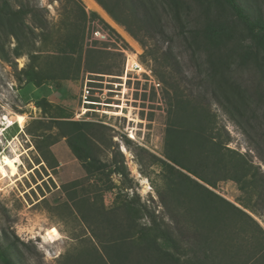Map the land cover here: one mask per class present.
<instances>
[{"label":"rangeland","instance_id":"1","mask_svg":"<svg viewBox=\"0 0 264 264\" xmlns=\"http://www.w3.org/2000/svg\"><path fill=\"white\" fill-rule=\"evenodd\" d=\"M7 1L12 8L25 6L34 13L27 15L24 21L29 43H34L31 50L38 54L37 67L41 71L39 86L26 83L24 78L18 79L20 69L28 63V56L15 57L12 49L16 40L11 36L4 38L3 50L8 61L0 56V242L15 246L12 255L17 264H88V253L101 254L99 243L90 235L73 202L67 200L63 191V185L84 179L86 172L65 138L50 145L48 139L56 134L57 128L50 127L47 121L53 118L96 122L94 129L105 137L103 144L97 143V156L101 161L123 164L128 172V178L114 172L94 174V178L80 182L78 190H87L94 198V193L104 190L105 185L110 186L111 189L102 194L105 208L130 199L132 207L145 204L170 222L174 236L183 240L182 246L193 248L192 231L186 224L174 221L176 214L172 216L173 220L169 215L165 216L168 212L159 201L156 188L165 186L161 169L168 168L152 163L154 159L149 156L161 157L169 107L167 94L171 92V86L208 105L215 115L216 127L221 129L222 138L228 139L226 146L244 155L258 168L254 178L259 180L257 185L246 184L241 188L234 181L224 180L208 189L244 210L264 231L262 105L248 106V121L227 114L214 97L212 91L217 90L199 67L201 56L194 54L182 38L183 29L179 23L163 14L159 6L161 21L131 25L136 33L134 38L95 0ZM237 2L251 17L260 14L264 18V0ZM79 4L86 12L84 20L79 17ZM91 11L96 15H91ZM92 21L109 33L110 42L96 43L93 48L87 46ZM34 22L45 23L46 31L41 33ZM82 26L81 53L56 55V47L68 36L78 33ZM87 49H93L97 54L94 52L87 58ZM125 52L135 54L140 68L149 75L135 68L137 72L126 76L123 72ZM87 61L98 62L97 70H94L97 73L86 70ZM46 74H54L58 79H42ZM234 74L241 84L246 85H254L259 76L249 69V64L239 67ZM61 76L69 78L60 79ZM86 79L90 80L87 85L91 87L89 99L93 102L83 106L81 92ZM34 96L37 99L45 96L51 103L46 114L35 105ZM18 115L23 117L22 125ZM7 159L14 162L15 174L9 173ZM138 161H143L142 168ZM173 208L178 213L177 207ZM138 217V223H147L144 214ZM225 221L229 228L216 232L219 245H216L215 253L222 256L219 264H241L240 260H247L253 254L255 237L262 234L253 222H245L236 215ZM52 227L56 228L57 234L48 238L46 232ZM170 250L180 256L179 251ZM188 255L191 257L192 253ZM256 255L246 264H263L264 257L261 259V254Z\"/></svg>","mask_w":264,"mask_h":264},{"label":"trees","instance_id":"2","mask_svg":"<svg viewBox=\"0 0 264 264\" xmlns=\"http://www.w3.org/2000/svg\"><path fill=\"white\" fill-rule=\"evenodd\" d=\"M95 1L112 20L124 26L134 38L136 33L131 25L161 21L160 6L163 14L179 23L186 45L194 54L201 56L199 67H202L201 71L206 80L217 90L212 92L223 110L232 117L238 115L247 121L250 120L248 106L251 104H261L260 108L264 110V18L260 14L251 17L237 0ZM78 8L79 17L84 20L86 12L80 4ZM89 13L96 15L92 11ZM29 14L34 15L33 11L25 6L15 9L7 0H0V56L8 61L3 50L4 38L13 37L16 40L12 49L13 55L28 56V63L20 69L18 79L24 78L26 83L39 86L41 71L37 67L38 54L31 50L34 43H29L24 21ZM34 24L41 33L46 31L45 23ZM81 40L83 26L78 33L65 38L54 52L56 55L69 52L80 54ZM94 52L93 49H87V58L94 55ZM97 64L98 62L87 61L86 70L96 72L94 70H97ZM248 64L249 69L259 75L254 85L241 84L237 79L239 77L234 74L236 69ZM42 79H58V76L46 74ZM167 96L169 107L161 157L152 154L149 156L154 159L152 163L168 168L161 169L165 186L156 188L159 201L168 212L165 216L169 215L171 220L175 218V222L186 224L192 231L195 242L193 248L182 246L183 240L174 236L170 222H166L163 215L156 214L145 204L138 203V206L132 207L130 199L105 208L102 194L103 191L111 189L110 186L105 185L104 190L94 193V198L87 190H78L80 182L94 178V174L99 176L114 172L128 178L126 167L116 161L108 163L99 159L97 143L103 144L105 137L94 129L96 122L55 118L47 121L50 127L57 128L56 134L48 139L50 145L56 143L59 138H65L68 147L86 172L84 179L63 185V191L67 200L73 202L77 215L87 225L90 235L100 245L101 254L88 253L87 263L100 264L103 261L104 264H219L222 256L215 253V247L219 245L216 232L229 228L225 219L231 215H236L245 222L250 220L260 230L262 235L255 237V250L247 260L254 254H261L263 259V229L244 210L208 189L209 186H215L218 181L224 180L234 181L241 188H245L246 184L257 185L259 180L254 178L258 168L244 155L226 146L228 139L222 138L221 129L216 127L215 115L208 105L191 99L173 86ZM33 98L35 105L44 114L52 107L45 96ZM253 110L254 108L251 109L252 115ZM138 163L142 168L143 161ZM111 167L112 169H108ZM179 169L186 171L204 185ZM176 175L179 178L174 177ZM261 176L264 178V175ZM173 206L177 207L178 213ZM141 214L147 217V223L137 222ZM13 247L15 246L2 245L0 242V264H17L12 255ZM172 248L182 256L175 255L170 250ZM190 253L191 257L188 255ZM247 260L240 262L246 264Z\"/></svg>","mask_w":264,"mask_h":264},{"label":"built area","instance_id":"3","mask_svg":"<svg viewBox=\"0 0 264 264\" xmlns=\"http://www.w3.org/2000/svg\"><path fill=\"white\" fill-rule=\"evenodd\" d=\"M111 37L109 35L108 32H105L101 26L96 22V21H92V28L89 34V37H87L86 42H87V46L89 48H93V46L96 43L99 44H107L108 42H110ZM109 48V46H108ZM126 54V58H125V63H124V69L123 72H125V75L127 76L128 74L132 73V72H137L135 71V68H139V70H141V72L146 73V71L144 69L140 68V65L137 63L136 58H135V54L130 53V54ZM146 74L149 75V73L147 72ZM87 82H90V80L86 79V81L83 84V88H82V94H81V101L83 106L85 104H90L93 101H91V99H89V96L91 95L90 92V86L87 85ZM88 109V108H87ZM133 138V137H132Z\"/></svg>","mask_w":264,"mask_h":264},{"label":"bare ground","instance_id":"4","mask_svg":"<svg viewBox=\"0 0 264 264\" xmlns=\"http://www.w3.org/2000/svg\"><path fill=\"white\" fill-rule=\"evenodd\" d=\"M94 3V2H93ZM94 5H96L95 3H94ZM97 6V5H96ZM98 11V10H97ZM18 120H19V124L20 125H22V123H23V117L21 116V115H18ZM6 163H7V165L9 166V168H10V174L12 175V174H15L16 172H17V169H16V166H15V164H14V162L12 161V160H10V159H7L6 160ZM0 168H2V166L0 167ZM4 173V175H6V173L5 172H3ZM57 234V230H56V228H54V227H52L51 229H49V230H47V232H46V236L48 237V238H53L55 235Z\"/></svg>","mask_w":264,"mask_h":264},{"label":"crops","instance_id":"5","mask_svg":"<svg viewBox=\"0 0 264 264\" xmlns=\"http://www.w3.org/2000/svg\"><path fill=\"white\" fill-rule=\"evenodd\" d=\"M53 150H55V148H54ZM58 153H59V152H58Z\"/></svg>","mask_w":264,"mask_h":264}]
</instances>
